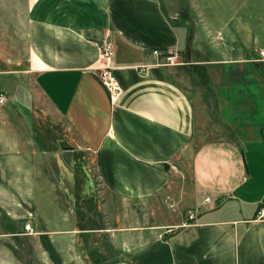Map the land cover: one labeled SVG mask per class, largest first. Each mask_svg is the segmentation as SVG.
Masks as SVG:
<instances>
[{
  "label": "crops",
  "instance_id": "1",
  "mask_svg": "<svg viewBox=\"0 0 264 264\" xmlns=\"http://www.w3.org/2000/svg\"><path fill=\"white\" fill-rule=\"evenodd\" d=\"M181 2L0 0V264H29L19 244L34 236L8 228L21 209L53 203L54 172L37 168L52 165L38 155V103L63 122L69 150L91 153L106 194L180 196L195 211L105 225L106 259L101 246L86 255L72 245L79 237L40 230L39 264L69 263L62 250L72 246L77 264H264V218H255L264 197V0ZM102 40L112 42L109 58ZM154 49L178 60L165 63ZM105 64L115 93L98 78Z\"/></svg>",
  "mask_w": 264,
  "mask_h": 264
},
{
  "label": "rangeland",
  "instance_id": "2",
  "mask_svg": "<svg viewBox=\"0 0 264 264\" xmlns=\"http://www.w3.org/2000/svg\"><path fill=\"white\" fill-rule=\"evenodd\" d=\"M181 1L183 4L184 1L186 2V0ZM187 13L188 9L185 7L180 14ZM190 20L193 21V19ZM35 110L38 155L39 153L45 155L46 158L43 159H48L47 155L52 157V165L48 166L46 163L44 165L38 162L37 168L38 171H45V166H47L48 170L54 172L51 174L53 203L41 205L40 209L35 205L32 208L27 206V209L32 211L30 218L33 226L32 232H27L24 228V222L28 218L27 209H21L19 213H16L13 217L15 220L13 227L8 228V230L18 228L21 233L25 232L34 236V240H22L19 244L20 256L26 262L30 256L29 264L34 263L32 257H36L37 264L40 263L39 257L41 256L37 239L40 230L49 231L58 239L64 238L65 235L77 236L81 243L72 245L79 247L84 254L93 256L94 253L99 252V246L103 247L101 251L103 253L106 250L104 247L109 244L105 225L140 226L160 221H173L178 214L185 217L188 208H193L183 203L180 196L166 195L153 200L125 202L119 197L115 198L106 194L93 172L91 153L82 148L69 150L66 146L71 144L72 140L67 136L68 131L63 122L57 120V117H50L40 103ZM80 171L83 172V181L80 180L81 176H78ZM77 184L80 187L79 191L76 188ZM3 229L7 231V228ZM6 237L3 242L5 246L11 247L13 235L9 234ZM58 246L60 249L64 248L60 241H58ZM73 248L70 253L62 250L65 257H69L67 264H77V261L73 262L72 256L78 258L79 253ZM102 255V259L107 258L104 253ZM55 256L59 257L57 254H54V258ZM54 264L65 263L56 259ZM90 264H98V262L93 261Z\"/></svg>",
  "mask_w": 264,
  "mask_h": 264
},
{
  "label": "built area",
  "instance_id": "3",
  "mask_svg": "<svg viewBox=\"0 0 264 264\" xmlns=\"http://www.w3.org/2000/svg\"><path fill=\"white\" fill-rule=\"evenodd\" d=\"M101 54L105 58H109L113 53L112 42L110 40H102L100 42ZM260 54L264 56V49H261ZM153 53L156 55L162 54L163 62L165 63H176L178 60L177 52H166L162 53L159 49H154ZM97 75L101 83L110 91V93H115L118 90L117 78L112 71V66L110 64H105L97 69ZM6 98L4 93H0V103ZM209 199V197H206ZM188 218L192 219L195 217V211L188 210ZM27 219L24 222V228L27 232H32L33 226L31 224L30 218L32 217V212L27 213ZM255 218H264V197L262 198L258 209L255 214Z\"/></svg>",
  "mask_w": 264,
  "mask_h": 264
},
{
  "label": "water",
  "instance_id": "4",
  "mask_svg": "<svg viewBox=\"0 0 264 264\" xmlns=\"http://www.w3.org/2000/svg\"><path fill=\"white\" fill-rule=\"evenodd\" d=\"M193 67H195L199 73L200 82L204 83L207 80L205 66L203 64H200V63H195V64H193ZM66 147L72 148V146H66ZM165 166H167V164H165Z\"/></svg>",
  "mask_w": 264,
  "mask_h": 264
}]
</instances>
